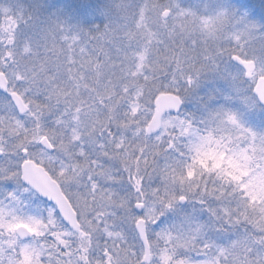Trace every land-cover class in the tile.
Returning <instances> with one entry per match:
<instances>
[{
    "label": "snow or ice",
    "instance_id": "6c2138e0",
    "mask_svg": "<svg viewBox=\"0 0 264 264\" xmlns=\"http://www.w3.org/2000/svg\"><path fill=\"white\" fill-rule=\"evenodd\" d=\"M0 264H264V0H0Z\"/></svg>",
    "mask_w": 264,
    "mask_h": 264
}]
</instances>
